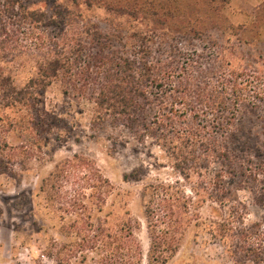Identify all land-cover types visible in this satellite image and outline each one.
<instances>
[{"label":"trees","instance_id":"16d2710c","mask_svg":"<svg viewBox=\"0 0 264 264\" xmlns=\"http://www.w3.org/2000/svg\"><path fill=\"white\" fill-rule=\"evenodd\" d=\"M228 1L55 0L48 21L44 12L30 10L20 0H0V108L11 112L7 125L20 138V145L8 149L0 142V154L6 148L8 159L22 169L35 157L43 121L41 110L35 108L42 103L41 94L55 84L62 94L85 98L92 105V128H123L137 141L150 140L162 148L181 181L144 186L146 264H166L178 252L188 226L199 221L201 206L228 200L218 194L222 173L210 176L211 165L219 164L246 180L254 199L264 203V143L255 147L256 155L240 156L233 155L227 143L231 133L240 130L232 125L240 107L249 105L255 111L264 103V78L246 69L228 70L223 64L215 76H196L193 62L174 59L181 58L180 52L168 54L169 61L153 60L146 45L201 40L221 31V11ZM80 4L102 8L125 23V18L142 17L148 29L142 36L133 32L128 37L123 24L116 23L108 24L114 28L104 34L75 12ZM26 54L32 74L17 84L13 72ZM2 167L0 155V172ZM129 177L137 179L134 173ZM39 191L57 205L61 232L74 240L67 249L71 258L84 260L92 254L96 264H142L135 235L138 224L128 215L117 220L103 215L112 185L93 161L81 155L63 159L41 180ZM260 230L257 225L242 229L239 239V248L257 264L264 259ZM60 248L58 255L52 254L54 263L73 264L59 257L65 247ZM239 248L232 246V259L242 253Z\"/></svg>","mask_w":264,"mask_h":264},{"label":"rangeland","instance_id":"374dc122","mask_svg":"<svg viewBox=\"0 0 264 264\" xmlns=\"http://www.w3.org/2000/svg\"><path fill=\"white\" fill-rule=\"evenodd\" d=\"M20 2L30 10L44 12L48 21L57 4L55 0ZM77 9L75 12L98 26L104 34L114 28L108 24L116 23L123 24V32L128 37L133 32H136L135 37L142 36L148 29L142 17L125 18V23L124 18L118 19L102 8H86L80 4ZM221 12V31L207 34L201 40L172 43L168 39L165 43H146L153 60L166 57L169 61L168 54L180 52L181 58L174 59L181 63L183 59L193 62L196 76L203 73L206 77L215 76L216 69L223 64L228 70L244 73L242 71L246 69L247 74L255 76L259 73L264 78V0H229ZM71 33H75V29ZM28 56L21 55L20 65L14 69L13 78L17 84L32 74L33 64ZM41 95L42 103L35 108L43 114L39 115L43 116V121L37 130L41 148H34L35 157L25 169L8 159V147L20 145V138L7 125L6 118L9 119L11 112L0 108V142L5 141L7 146L4 154H0L3 160V171L0 172V264H55L52 254L58 255L56 252L61 246L65 247L59 251L63 260H71L69 262L73 264H96L92 254H86L84 260L82 257L71 258L67 249L74 240L61 232L63 224L57 205L39 191L41 180L54 166L73 155L93 161L110 181L112 191L106 199L103 215L110 214L111 220L125 215L134 219L138 224L135 235L142 248V264H146L148 237L143 218L146 201L143 189L150 183L181 181L169 155L150 140L137 141L123 128L108 125L92 128V105L85 98L76 100L62 94L58 84ZM241 107L239 119L232 123L235 130H240L231 133L227 143L233 155H244V152L256 155L255 147L264 143V103H258L255 111L249 105ZM253 112L261 118L254 117ZM248 130L250 132L246 133ZM221 168L219 164L211 165L209 175L222 173L224 183L219 185L218 194L227 196L228 200L222 204L208 201L201 206L199 221L188 226L178 252L166 264H257L248 256L249 252L239 248L242 246L239 239L242 229L254 225L264 233V203L254 199L256 195L254 189L249 191L250 183ZM132 173L137 179L129 177ZM185 189L188 193V188ZM232 246L242 250L233 259ZM259 264H264V259Z\"/></svg>","mask_w":264,"mask_h":264}]
</instances>
